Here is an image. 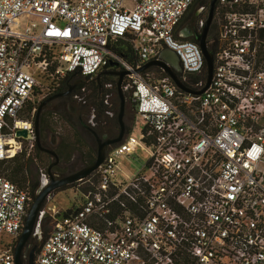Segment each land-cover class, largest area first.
Segmentation results:
<instances>
[{"label":"built area","instance_id":"built-area-1","mask_svg":"<svg viewBox=\"0 0 264 264\" xmlns=\"http://www.w3.org/2000/svg\"><path fill=\"white\" fill-rule=\"evenodd\" d=\"M194 1L0 0V160L22 150L17 129L35 145L27 104L67 74L94 79L111 62L130 71L125 88L144 123L81 181L96 179L81 205L55 219L35 264H264V0H217L202 94L160 66L136 72L169 48L181 81L205 85L202 49L180 27ZM199 10L196 32L209 6ZM120 38L134 62L110 49ZM137 149L147 159L125 175L124 157ZM31 203L29 188L0 174V264H16Z\"/></svg>","mask_w":264,"mask_h":264},{"label":"rangeland","instance_id":"rangeland-1","mask_svg":"<svg viewBox=\"0 0 264 264\" xmlns=\"http://www.w3.org/2000/svg\"><path fill=\"white\" fill-rule=\"evenodd\" d=\"M197 8L193 9L194 12ZM193 10L191 12H193ZM216 29L217 26L214 31H216ZM117 80L118 76H108L103 77L101 81L94 79L91 82L87 81L83 83L84 86L78 87L75 93L79 94L86 101V104L62 99L56 100L43 108L41 117H44V127L41 132V139L44 146L54 148L60 156L58 166L54 167L56 174L66 176L74 173L95 160L97 156V141L94 135L80 120V112L86 111L88 113L92 110L96 118L98 117L100 124H105L106 127L112 129L115 134L119 133L120 126L116 118L120 109ZM109 82H112V84L107 87L106 83ZM98 83L103 84V94L108 95L107 101H104V104L107 105L109 112L107 111L105 114L102 111V95L96 87ZM124 89L126 90L125 85ZM42 101H44V99ZM42 101L37 103V107H39ZM87 105L94 107H92V109H87ZM134 115L135 110L133 105L127 100L124 121L126 127H130L132 124L130 134L138 136L144 123L138 116L134 119ZM22 117L25 119L28 118L27 113H23ZM99 134L102 135L101 132H99ZM19 141L22 144V150L18 153H22L23 156L18 162H27L25 172L26 183L24 186L30 189L32 183L38 180V186L35 188L36 193H38L43 187V182L49 181L47 171L49 165L54 161V157L44 151L39 153L35 147L31 148L30 141L25 138H20ZM146 159L147 153L141 149H137L136 153L131 157L125 156L123 173L127 175L131 171L138 170ZM7 165L11 167L13 163H8ZM95 180L94 177H91L90 181L75 182L69 186L58 188L46 198L37 228L41 237V242L51 233L56 218L60 217L67 209L82 204L89 185L95 183Z\"/></svg>","mask_w":264,"mask_h":264},{"label":"water","instance_id":"water-1","mask_svg":"<svg viewBox=\"0 0 264 264\" xmlns=\"http://www.w3.org/2000/svg\"><path fill=\"white\" fill-rule=\"evenodd\" d=\"M217 0H211L209 4V13L208 17L204 23V26L202 28L201 32H195L194 38L200 45L202 52L205 57L206 61V70H207V78L205 85L200 89H192L188 86H186L181 79L179 78L177 72L181 70L180 60L178 55L169 48H164L158 59H152L145 63L141 68L136 69V72H142L146 69L150 68L151 66H160L162 67L169 75L170 77L175 81V83L180 87L181 89L192 93V94H202L210 85L212 75H213V68H214V59H213V52L208 47V34L214 19V13H215V7H216ZM111 64H115L114 62H111ZM129 70H120L115 71L114 74L118 76L117 80V88H118V94L120 98V109L118 113V120L120 125V131L118 135L114 138H107L104 139L95 129H93L90 126H87L88 130L94 135L96 141H97V156L95 160L87 164L85 167L79 169L78 171L71 173L69 175L63 176V177H55L52 173V168L56 166L60 161L59 154L55 151V149L47 148L43 145L42 139H41V131H40V116L42 113L43 108L48 105V103L56 98L57 96L66 94L60 93L56 94L52 97H49L42 101L37 109V114L34 121L35 126V134H36V143L38 147L45 152L50 153L54 157V161L49 165L48 167V173L50 175V180L47 182L46 185H44L41 190L37 193L35 200L32 202V205L30 206L23 230L18 238L16 247H15V261L16 264H26L23 261V249L29 239L34 235V233L37 231V228L39 226V219L42 214V208L44 205V202L46 198L56 189L69 186L75 182H81L85 178H87L89 175L94 173L96 169L103 163L106 157L107 148L113 144H116L120 142L126 132V124L124 121V115H125V109H126V96L124 94V90L122 87L123 79L125 75L129 74ZM16 135L19 138H27L29 135V131L26 128H20L16 130ZM35 250H32L29 254V261L27 264H35Z\"/></svg>","mask_w":264,"mask_h":264},{"label":"trees","instance_id":"trees-1","mask_svg":"<svg viewBox=\"0 0 264 264\" xmlns=\"http://www.w3.org/2000/svg\"><path fill=\"white\" fill-rule=\"evenodd\" d=\"M210 1L211 0H195L194 3L191 5V7H190L188 12H191L193 9L197 8L198 6L199 7L200 6H209ZM214 29H215V26L213 24L211 26V28H210V31H209V34H208V39L211 38L212 35L215 33ZM110 49L113 50L116 54L123 56L126 61L134 62V60H135L134 56L132 54V50H131L130 44L126 43L121 38L118 39L117 42L110 47ZM205 78H206V71L204 70L203 71V75H202L201 78L200 77L196 78V77L191 76V81L193 83H198L200 80H205ZM94 79H96V78H94ZM94 79H90L89 77H82L77 72L69 73L63 79H61V81L59 82L60 86L52 94H58L60 92L69 90L75 84L76 81H79V84L77 85V88H78V87H83L84 86L83 83H86L87 81L91 82ZM106 84H107V87H109L112 84V82H109V83H106ZM96 87H97L98 91L101 92V95H102L101 103L103 104V110L102 111L105 114L108 111V107H107V105L104 104V101L105 102L107 101L106 99H107L108 95L107 94L106 95L103 94V90H102L103 84L102 83H98ZM85 104H86V101H85ZM92 107H94V106H92ZM92 107H90V105H89L87 107V109H92ZM33 108H36V111H35L34 115H32ZM37 109H38L37 103L36 104H33V103L27 104L26 111H25L27 113V117L29 119H33L35 121V117H36V114H37ZM116 118H117V123L119 124L118 115L116 116ZM96 122H97V125L100 124L98 117L96 118ZM89 126L92 127L93 129H95L99 133V130H98L96 125L94 126V125L90 124ZM43 127H44V117L40 116V131L41 132H42ZM128 129L129 128L126 127V131ZM34 147L39 153L42 152V150L38 147L36 142H35ZM22 156H23L22 153H18L13 158L0 160V174H2V175L4 174V176H6L7 178L11 179L12 181L16 182L17 184H19L21 186H24L25 183H26L25 172H26L27 162H18V160ZM8 163H13V165L10 167V166L7 165ZM37 186H38V180H35L32 183L31 188H30V193H31V196H32V202L35 200V197L37 195L36 190H35V188ZM31 205H32V203H31ZM70 210H71V208L67 209L66 211H64V213L66 214Z\"/></svg>","mask_w":264,"mask_h":264},{"label":"flooded vegetation","instance_id":"flooded-vegetation-1","mask_svg":"<svg viewBox=\"0 0 264 264\" xmlns=\"http://www.w3.org/2000/svg\"><path fill=\"white\" fill-rule=\"evenodd\" d=\"M203 14H204V11L203 10L201 11V10H199V8H197L195 10V12L193 10V12H188L184 16V18L181 21L180 27L183 29L182 30V33L184 34V36L186 38L194 37V34H195L196 30H197V21H198V18L200 16H202ZM215 36H216V34L214 33L213 34V37H215ZM120 70H121L120 66L110 64L106 68H104L100 72H98V74L96 75L95 78L98 81H101V79L103 77H108V76L117 77V75H115L114 72L115 71H120ZM125 79H126V75H125V77L123 79L122 87H123V90H124V94L126 96V102H127V100L129 102H131L130 89L129 88L126 89V90L124 89ZM78 84H79V81H76L75 84L69 90L60 92V93H65V92H67V93L66 94H63V95H60V96H57L56 98L52 99L48 103V105L51 104V103H53L56 100H59V99L60 100H62V99L63 100H67V101H70V102H76L77 101L79 103H84L85 104L84 99L79 94L75 93ZM117 91H118V88H117ZM60 93H58V94H60ZM54 95H56V94H51L49 97H52ZM133 108H134V105H133ZM80 113L81 114H79V118L83 122V124L85 125V127L87 128V126H89L90 124H92L94 126L96 125L97 128H98V130H99V132H101V134H102L101 136L104 137V139L114 138V137H116L118 135V134H115V132L112 129L107 128L105 124H98L97 125L96 116L94 115V113H93L92 110H91V112H88V113L86 111H83V112H80ZM104 129H105V131H104ZM41 138H42V135H41ZM45 147L50 148V149H54V148H51V147H48V146H45ZM46 153H48V152H46ZM48 154H50V153H48ZM58 164L56 166H58ZM56 166H54V167H56ZM54 167L52 168V173L54 174V176L57 177V178L58 177H63V176H60L59 174H56V170H54ZM47 175L49 176V180H50V175H49L48 171H47ZM47 182H48V180L45 181V182H43V185L42 186L46 185ZM40 242H41V237H40L39 231H36L34 233V235L29 239V241L27 242V244L25 245V247L23 249V261L25 263H26V257L29 256V254H30V252L32 250H35V257H36V250L42 244V242L41 243Z\"/></svg>","mask_w":264,"mask_h":264},{"label":"bare ground","instance_id":"bare-ground-1","mask_svg":"<svg viewBox=\"0 0 264 264\" xmlns=\"http://www.w3.org/2000/svg\"><path fill=\"white\" fill-rule=\"evenodd\" d=\"M19 125H23L22 123H19Z\"/></svg>","mask_w":264,"mask_h":264}]
</instances>
